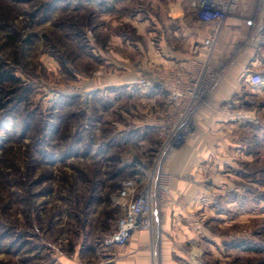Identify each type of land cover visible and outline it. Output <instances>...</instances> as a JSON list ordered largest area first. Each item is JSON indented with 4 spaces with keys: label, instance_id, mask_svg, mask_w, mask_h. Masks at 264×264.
Listing matches in <instances>:
<instances>
[{
    "label": "rangeland",
    "instance_id": "1",
    "mask_svg": "<svg viewBox=\"0 0 264 264\" xmlns=\"http://www.w3.org/2000/svg\"><path fill=\"white\" fill-rule=\"evenodd\" d=\"M255 1H240L253 19L264 12ZM175 3L191 24L190 0H0V62L18 78L0 83V264H132L142 249L149 264H264V87L246 84L248 69L197 163L174 173L177 151L198 139L196 110L230 63L211 55L215 78L184 141L161 153L167 94L138 80L158 65L145 62L159 31L179 25ZM252 31L264 60V34ZM137 175L155 213L132 251L105 239L124 214L123 182Z\"/></svg>",
    "mask_w": 264,
    "mask_h": 264
},
{
    "label": "built area",
    "instance_id": "2",
    "mask_svg": "<svg viewBox=\"0 0 264 264\" xmlns=\"http://www.w3.org/2000/svg\"><path fill=\"white\" fill-rule=\"evenodd\" d=\"M240 0H190L197 19L208 26L205 45L208 57L205 60L192 61L185 65L165 66L158 64L150 73L144 72L138 84L144 90L165 92V115L158 122L161 137V153L169 156L184 141L185 133L190 129L189 119L208 84L214 80L209 58L213 54L224 26L231 15L238 12ZM264 10V8H262ZM264 27V22L263 25ZM245 82L252 90L264 87V70L248 68ZM162 178V190H167ZM144 180L134 176L123 182L117 202L124 207L115 231L105 239L107 245H125L136 230L153 229L154 192L148 187L141 188Z\"/></svg>",
    "mask_w": 264,
    "mask_h": 264
},
{
    "label": "crops",
    "instance_id": "3",
    "mask_svg": "<svg viewBox=\"0 0 264 264\" xmlns=\"http://www.w3.org/2000/svg\"><path fill=\"white\" fill-rule=\"evenodd\" d=\"M242 1L241 4H243V6L248 2H245V0ZM255 4H258V0L255 1ZM169 15L171 17L169 18L170 22L179 23V25H177V28L175 27L171 30L162 29L159 31L158 45L153 52L155 57H153V55L151 57L149 56V58L147 57L148 60L146 59L145 64L147 63V65H150L151 63H157L165 66H173L185 65L197 60H205L208 57V50L205 45V39L208 36L209 30L208 26L199 22L196 15L191 24H186L184 22V20H186V15L183 7L179 3L173 4ZM255 17L256 19H253L251 15L243 14L240 11L239 3L238 12L229 16L225 21L218 44L212 56L214 57V64L220 61H228L230 63L220 82L208 90L196 110L193 129L194 133L198 134V139L188 142L177 151L176 156L170 162V169L174 171V173L178 170L181 173V171L184 169L186 170L189 165L197 163L199 156L197 147L207 148V142H210L207 137H209V132L212 130L215 118L219 116L218 114L221 111L219 109L220 102L241 89L239 86L240 79H238L240 70L243 68L255 69L264 63V60H262L256 51L257 44H251L247 40L252 31L251 29H253L252 33L258 32V34H264V27L262 26L264 22V12L259 11L258 16ZM168 35L173 37L175 41L169 43L166 38ZM238 45L240 49L239 52L236 53L238 51V49L236 50ZM233 54H236L235 57ZM154 91L156 92L155 94L160 95V91ZM203 116L205 118L202 122L201 117ZM203 137L205 140L204 142L202 141ZM182 187L183 185L175 181L172 189L175 193H178L177 191L181 190ZM140 231L141 230L135 231L130 237L129 241L131 242L130 246L132 251H134V249L139 250L140 245L143 244V238H141L140 235L144 236L145 234ZM138 233L139 235L137 236ZM139 251L141 252L134 255V263L132 262V264H149L148 256L144 254V249Z\"/></svg>",
    "mask_w": 264,
    "mask_h": 264
},
{
    "label": "trees",
    "instance_id": "4",
    "mask_svg": "<svg viewBox=\"0 0 264 264\" xmlns=\"http://www.w3.org/2000/svg\"><path fill=\"white\" fill-rule=\"evenodd\" d=\"M4 79H9V80H13V81L18 80V78L16 76H14V74H8V71L5 70L2 62H0V83L3 82ZM12 91L14 92L15 90H10V93ZM2 104H3V98L0 97V108L2 107Z\"/></svg>",
    "mask_w": 264,
    "mask_h": 264
}]
</instances>
